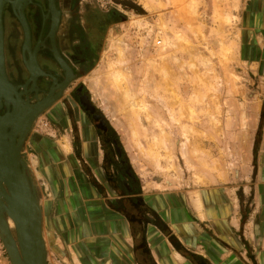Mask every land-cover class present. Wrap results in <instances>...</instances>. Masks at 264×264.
<instances>
[{
    "label": "rangeland",
    "instance_id": "374dc122",
    "mask_svg": "<svg viewBox=\"0 0 264 264\" xmlns=\"http://www.w3.org/2000/svg\"><path fill=\"white\" fill-rule=\"evenodd\" d=\"M259 1L87 0L107 24L79 80L146 191L185 198L216 187L239 214L240 199L249 209L250 250L264 264V126L255 165L252 155L264 101V27L246 16ZM51 111L30 132L61 146L72 131L68 120L57 129ZM75 115L80 131L77 108ZM23 159L39 205L42 181L27 153ZM46 256L54 264L47 248ZM0 264H11L1 240Z\"/></svg>",
    "mask_w": 264,
    "mask_h": 264
},
{
    "label": "crops",
    "instance_id": "0c3cea01",
    "mask_svg": "<svg viewBox=\"0 0 264 264\" xmlns=\"http://www.w3.org/2000/svg\"><path fill=\"white\" fill-rule=\"evenodd\" d=\"M246 16L250 25L264 27V0L258 5L254 2ZM60 91L53 105L42 112L52 110L49 118L57 129L68 120L64 100H58ZM77 135L78 144L72 132L71 139L64 137L60 146L30 132L24 142L31 170L42 181L38 182L39 208L42 235L47 253L52 255L49 262L257 263L249 252L245 224L240 225L238 205L236 210L216 187L200 189L185 198L176 192L146 191L139 179L138 187L134 182L129 184L120 165L117 171L104 161L89 122ZM242 250L245 260L240 257Z\"/></svg>",
    "mask_w": 264,
    "mask_h": 264
},
{
    "label": "flooded vegetation",
    "instance_id": "af4514ba",
    "mask_svg": "<svg viewBox=\"0 0 264 264\" xmlns=\"http://www.w3.org/2000/svg\"><path fill=\"white\" fill-rule=\"evenodd\" d=\"M52 5L50 8L49 0H30L25 6L24 16L30 32L29 51H23V34L19 22L11 5H5L2 25L6 76L11 84L18 86L17 92L21 93V98H28L26 101L33 105L45 98L51 89H54V94L59 93L61 84L67 77L66 70L62 67L64 65L73 78L60 91L58 100H64L70 129L73 132L75 126L78 130L74 113L77 108L83 117L79 128L89 122L101 146V143L109 140L105 123L79 79L83 77L85 69L96 54L97 41L107 21L90 10L87 0H52ZM51 9L58 13L56 26L53 25L54 16ZM37 45L38 49L34 54L36 72L32 81L23 57L28 60L29 54ZM24 85L26 87L22 88ZM65 98H69L70 102ZM5 111L6 108L2 106L0 114ZM102 152L104 158L103 149Z\"/></svg>",
    "mask_w": 264,
    "mask_h": 264
},
{
    "label": "water",
    "instance_id": "95a60500",
    "mask_svg": "<svg viewBox=\"0 0 264 264\" xmlns=\"http://www.w3.org/2000/svg\"><path fill=\"white\" fill-rule=\"evenodd\" d=\"M21 1L26 3L25 0ZM0 29H2L1 15ZM3 74L2 64H0V82H3L2 85L8 92L11 86L7 81H4ZM2 85L0 83V88ZM1 98L4 99L5 103L6 111L4 116L7 124L4 123L0 115V240L11 264H46L44 258L47 257L46 243L43 235L40 237V231L42 232L41 212L36 192L29 179L27 164L23 159L25 155L23 151L24 142L36 119L31 123L28 121L24 123V120H20L18 116L13 115L15 103L1 96L0 102ZM25 99L28 100V98ZM10 103L12 104L11 112H9ZM26 104L28 110H30V107H33V111L39 108L38 102L33 105ZM28 117L29 114L26 117L27 120L29 119ZM11 132L16 136L17 145L20 142L22 143V162L25 170L23 164L22 169H20L17 146L10 136ZM6 137L9 139L8 141ZM2 161L4 164H1ZM3 183H5L7 190L3 188ZM6 216L14 225V237L12 229L7 223Z\"/></svg>",
    "mask_w": 264,
    "mask_h": 264
},
{
    "label": "bare ground",
    "instance_id": "6f19581e",
    "mask_svg": "<svg viewBox=\"0 0 264 264\" xmlns=\"http://www.w3.org/2000/svg\"><path fill=\"white\" fill-rule=\"evenodd\" d=\"M25 1L27 3L30 0H25ZM7 3H9L11 5V8L13 9V12L15 14V17L18 20L19 25L21 27L22 34H23V46H22L23 51L25 49H27L29 51V47H30V32H29V28H28V25L26 23L25 16H24V8L26 6V3H23L21 0H0V4L2 5L0 7L1 8V11H0L1 25H2V12H3L5 4H7ZM49 5H50V8H52V6H53L52 5V0H49ZM51 10H52V14L54 16L53 25L56 26L55 23H56V20L58 18V13H56L53 9H51ZM21 12H22V15H21ZM0 44H1V52H0V61L1 62H0V64H2V68H3V72H4L3 78H4V81H7L8 84H10V86H11V88L8 89V92H7V90L4 89V85H2L3 82L1 81L0 83H1L2 87L0 88V96L6 98L9 101H13V103H15L14 104V108L15 109H14L13 115L18 116L20 120H24V123H26V121L31 123L38 117V115H41L42 112L46 108H48L51 105L52 102H54L57 99L56 98L57 94H54V89H51V91H49L48 95L45 97L46 99L43 98L42 100L37 101L38 102L37 105L39 106L38 109L33 111V107H30V110H28V108L26 106L27 105L26 103L29 104V102L26 101V99L24 100L23 98H21V93L17 92V87L18 86H15V85L11 84L9 82L7 76H6L5 67H4V34H3V25H2V29H0ZM38 45H39V43H38ZM38 45L36 46L35 50L29 54V59L28 60L27 59L24 60V57H23V61H24L25 67L27 68L28 72L30 73V75H31L30 79H33L32 81H34V76H35V72H36V67L34 65L35 64L34 54H35V52L38 49ZM62 67L66 70L67 77H66V80L61 84V88L60 89H63L68 84V82L71 81L72 78H73V76L70 75V72H69L68 68H66L64 65H62ZM38 71H39V69H38ZM117 79L119 80V77ZM8 84H7V86H8ZM25 87H26V85L22 86V88H25ZM54 98H56V99L53 101ZM4 104H5L4 103V99L1 98L0 110H1L2 106H4ZM11 110H12V104L10 103L9 104V112H11ZM28 114H29V117H28L29 119L27 120L26 117H27ZM0 115L2 116V119H3L4 123L7 124V121L5 120L4 114H0ZM10 136H11L13 142L17 146L16 147L17 148V157L19 159L18 163H19L20 169H22L21 168L22 164H23V162H22V160H23L22 159V154L23 153H22V150H21L22 149V143L20 142L17 145L16 138H15L16 136L14 135L13 132L10 133ZM6 140L8 141L9 139H7V137H6ZM1 164H4V162L2 161ZM23 166H24V164H23ZM24 170H25V166H24ZM21 172L24 173L23 170H21ZM24 175H25V173H24ZM26 180H27V178H26ZM2 186H3V188L5 190H7L5 183H3ZM8 219L9 218L6 216L7 223L9 225V227L12 229V235L14 237V225H13L12 221L9 219L11 221V222H9ZM10 223H11V225H10ZM40 237H42V232L41 231H40ZM44 258H45L46 264H48L47 263V258L46 257H44Z\"/></svg>",
    "mask_w": 264,
    "mask_h": 264
},
{
    "label": "trees",
    "instance_id": "16d2710c",
    "mask_svg": "<svg viewBox=\"0 0 264 264\" xmlns=\"http://www.w3.org/2000/svg\"><path fill=\"white\" fill-rule=\"evenodd\" d=\"M94 107L97 110L99 116L104 120L105 127H106V130L108 133V138H109V140L107 142H104L105 144L101 143L102 149L104 151V161H106V163H108L109 166H112L117 171L119 170L118 166L121 164L120 170L122 171V174L128 175V183L131 184L132 182H134L136 184V186L138 187V177L133 172V170L129 164L127 155L123 149L122 144L119 141L117 133L112 128V126L108 123V121L105 119V117L100 112V110L95 105H94ZM263 126H264V101L261 104L260 117H259L257 132H256V138H255L254 145L252 148L254 165H255V160H256V154L258 151V141L260 139V134H261ZM73 133H74V140H75L74 142L76 144H78L77 129L75 126L73 128ZM76 146H78V145H76ZM107 150H108V152H106ZM77 153H78V151H77ZM240 197H241V194H240ZM239 203H240V215H241L240 225L242 228L243 225L247 221L249 209L248 208L244 209L240 199H239ZM158 222H159V220H158ZM175 247H176V249H180V248H178L177 244H175ZM250 251L251 250H249V252ZM249 252H247V253H249Z\"/></svg>",
    "mask_w": 264,
    "mask_h": 264
},
{
    "label": "built area",
    "instance_id": "2783aa9c",
    "mask_svg": "<svg viewBox=\"0 0 264 264\" xmlns=\"http://www.w3.org/2000/svg\"><path fill=\"white\" fill-rule=\"evenodd\" d=\"M155 44H156V45H159V44H160V41H159V40H156V41H155ZM47 125H48V124H47L46 122H45V123H42V128H46Z\"/></svg>",
    "mask_w": 264,
    "mask_h": 264
}]
</instances>
